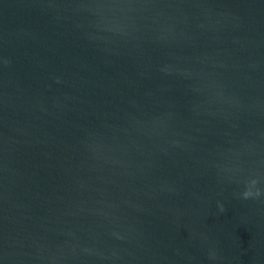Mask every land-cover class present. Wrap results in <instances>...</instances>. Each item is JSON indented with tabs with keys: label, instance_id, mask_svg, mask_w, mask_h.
<instances>
[{
	"label": "water",
	"instance_id": "1",
	"mask_svg": "<svg viewBox=\"0 0 264 264\" xmlns=\"http://www.w3.org/2000/svg\"><path fill=\"white\" fill-rule=\"evenodd\" d=\"M0 264H264V0H0Z\"/></svg>",
	"mask_w": 264,
	"mask_h": 264
}]
</instances>
